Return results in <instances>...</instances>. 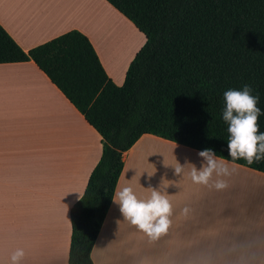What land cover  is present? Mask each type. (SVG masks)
Masks as SVG:
<instances>
[{
	"label": "crops",
	"instance_id": "1",
	"mask_svg": "<svg viewBox=\"0 0 264 264\" xmlns=\"http://www.w3.org/2000/svg\"><path fill=\"white\" fill-rule=\"evenodd\" d=\"M123 17L105 0H0V25L23 51L76 30L118 86L144 42L119 28L111 33L119 44L97 40ZM117 52L125 59L113 63ZM198 152L146 134L123 153L114 194L131 187L147 200L159 190L173 205L172 223L151 240L112 199L92 264H264V173L230 163L235 171L221 191L193 183L191 164L174 174L176 161L199 168ZM101 154L100 134L33 61L0 64V264H11L17 249L25 253L20 264H68L70 209Z\"/></svg>",
	"mask_w": 264,
	"mask_h": 264
},
{
	"label": "trees",
	"instance_id": "2",
	"mask_svg": "<svg viewBox=\"0 0 264 264\" xmlns=\"http://www.w3.org/2000/svg\"><path fill=\"white\" fill-rule=\"evenodd\" d=\"M145 37L122 85L72 30L23 51L0 25V64L33 61L102 137V154L70 209L68 264L90 252L123 168L142 135L228 156L224 93L245 85L264 111V0H105ZM264 132V115L259 117ZM235 164L264 173V160Z\"/></svg>",
	"mask_w": 264,
	"mask_h": 264
},
{
	"label": "clouds",
	"instance_id": "3",
	"mask_svg": "<svg viewBox=\"0 0 264 264\" xmlns=\"http://www.w3.org/2000/svg\"><path fill=\"white\" fill-rule=\"evenodd\" d=\"M252 90L245 85L242 90L230 89L224 93L226 107L222 117L228 125L227 139L228 156H218L211 148L197 153L201 158L200 167L189 161L182 165L177 162L174 174L180 176L186 165L191 164L190 178L193 183L214 188L217 191L228 188V182L223 177H229L235 171L229 164L238 160H245L248 165L264 160V132L259 130V117L264 115L257 104L258 96L251 94ZM217 179H213V177ZM113 202L119 206L124 220L145 233L151 240L158 239L165 234L172 221L173 205L167 195L153 189L147 200L139 199L131 187H123L115 192ZM184 213L188 209H183ZM24 250L17 249L11 255V264H20L24 258Z\"/></svg>",
	"mask_w": 264,
	"mask_h": 264
},
{
	"label": "rangeland",
	"instance_id": "4",
	"mask_svg": "<svg viewBox=\"0 0 264 264\" xmlns=\"http://www.w3.org/2000/svg\"><path fill=\"white\" fill-rule=\"evenodd\" d=\"M123 20H119V22H115L114 24H112V25H110L111 26V28H110V30L111 31H105V30H103V32H99L98 33V37H100L99 38V40H97V44H101V39H103L104 40V44H119V41H118V43H116L117 42V40L115 39H111V33H112V31L114 30V29H116V30H119V29H121L124 33H125V35H129V36H132V37H136L137 38V36H138V38H142V39H140L141 40V42L140 43H143V42H145V37H143V35H141V33L139 32V31H137L136 29H135V27H133L132 26V24H130L128 21H126L125 19H124V17L122 18ZM116 25V26H115ZM119 28V29H118ZM114 33V32H113ZM112 33V34H113ZM124 38V36L122 37V39ZM121 45L120 46H123L124 44H125V42H124V39L121 41V43H120ZM141 44H139V46H140ZM127 47V49L128 48H130V46H132L131 44H127V45H124V47ZM111 48V47H110ZM126 49V50H127ZM113 53V52H112ZM110 54V56H109V60H111L113 63H114V60H115V58L116 57H118V55H120L121 53H116L115 55L114 54ZM125 54H127V52H125ZM116 71H117V69H116ZM117 73V72H116ZM121 73L122 72H120V73H117V75L118 76H121ZM177 162L178 161H176V162H174V165L176 166V164H177Z\"/></svg>",
	"mask_w": 264,
	"mask_h": 264
},
{
	"label": "bare ground",
	"instance_id": "5",
	"mask_svg": "<svg viewBox=\"0 0 264 264\" xmlns=\"http://www.w3.org/2000/svg\"><path fill=\"white\" fill-rule=\"evenodd\" d=\"M133 26V25H132ZM134 27V26H133ZM110 28H111V26H110ZM105 31H106V29H105ZM138 31V30H137ZM114 31H112V33H113ZM112 37V36H111ZM134 38V37H133ZM137 38H135V40H136ZM137 43H138V40H137ZM134 44V43H133ZM136 45H133V47H135ZM123 48H124V46H123ZM118 54L119 53H122V52H117ZM116 54V53H115ZM121 56H122V58H121ZM126 57V56H125ZM119 58H120V60L119 61H122V60H124L125 58H124V56L122 55V54H120L119 55ZM118 59V58H117ZM122 59V60H121ZM120 64H121V62H120ZM123 65H124V63L122 64V67L119 65L118 67H117V71L120 69V68H123Z\"/></svg>",
	"mask_w": 264,
	"mask_h": 264
}]
</instances>
